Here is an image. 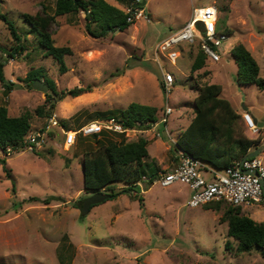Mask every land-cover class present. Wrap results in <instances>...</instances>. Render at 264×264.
Returning a JSON list of instances; mask_svg holds the SVG:
<instances>
[{
	"label": "rangeland",
	"instance_id": "1",
	"mask_svg": "<svg viewBox=\"0 0 264 264\" xmlns=\"http://www.w3.org/2000/svg\"><path fill=\"white\" fill-rule=\"evenodd\" d=\"M107 1L126 12L134 0ZM146 1V17L137 19L125 30L111 31L99 38L87 32L83 10L56 16L55 43L73 50L66 56L68 70L62 74L57 61L28 32L23 18L25 13L54 14L56 0H0V12L15 22L26 47L16 59L8 58L16 42L0 18V59L8 58L6 79L18 83L7 91L0 81V105H6L12 116L30 111V132L46 135L45 142L35 151L24 149L7 155L0 148V158L6 160L11 173L7 174L0 160L1 263L264 264L261 250L238 251V241L228 235V223L222 216L229 204L221 203L219 209L210 204L191 207L188 200L192 189L184 183L168 187L145 184L144 188L149 189L146 193H121L120 197L92 205L88 214H82L77 207L95 193L84 188L83 160L84 154L98 143L96 136L79 133L76 143L68 148L74 131L68 134L66 145L64 131L104 119V114L115 112L119 118V111L132 102L155 106L158 115L163 116L167 92L161 84L162 70L172 72L176 79L168 99L173 113L167 123L157 126L164 135L157 138L155 131L148 128L147 132L140 131L146 126H136L129 136L108 133L119 141L146 138L153 156L162 157L166 152L163 161L158 159L156 164L152 162L154 158H148L147 171L157 168L156 165L160 170L173 168L176 149L166 135V125L170 135L177 138L194 118L195 98L204 84H221V95L230 100L235 110L242 114L247 106L251 115L264 122V90L253 83L237 82L238 64L231 52L236 43H245L258 60L264 77V0ZM208 4L220 9L218 31L228 36L217 47L221 60L206 56L203 67L192 70L199 50L197 41L193 46H177L180 55L175 62L160 53V66L154 55L155 45L183 28L194 8ZM133 64L136 66L129 68ZM32 69H42L60 91L76 86H90L91 90L76 97L66 96L49 115V106L45 115L38 114L36 108L45 103L50 89L45 93L23 80ZM51 120L58 124L52 126ZM238 126L246 137L260 140L263 150L258 157L264 164V131L252 133L242 119ZM201 174L211 179L203 169ZM115 184L103 192L110 194L112 189L119 192L126 187L124 182ZM31 197L54 198L45 204L29 200ZM241 208L242 214L264 221L263 206Z\"/></svg>",
	"mask_w": 264,
	"mask_h": 264
},
{
	"label": "trees",
	"instance_id": "2",
	"mask_svg": "<svg viewBox=\"0 0 264 264\" xmlns=\"http://www.w3.org/2000/svg\"><path fill=\"white\" fill-rule=\"evenodd\" d=\"M79 10L85 12L87 32L96 38L111 31L125 30L132 24L127 21L128 14L125 11L107 0H56L54 14L46 11L36 14L25 13L23 18L29 26L28 32L37 38L46 54L51 55L57 61L62 74L68 70L66 56L71 55L73 50L68 45L59 46L55 43L53 27L56 16ZM0 18L7 24L12 38L16 42L12 46L8 58L16 59L26 47L21 43L22 37L15 22L1 12ZM231 52L238 64L237 82L240 84L253 83L264 90V77L261 76L260 64L250 49L243 42H238ZM206 56L199 49L192 64V70L202 68ZM8 58L0 59V81L4 83L7 91L18 84L6 79L5 65ZM134 66L136 65L133 64L129 68ZM42 78L49 83L50 92L47 93L45 103L36 108V112L41 115H45L47 106H49L48 115L52 113L56 103L66 96L76 97L91 90L90 86H76L60 91L55 81L42 73V69L28 71L23 80L33 84L35 80ZM222 91V85L218 83H208L198 88V95L195 98V116L190 124L180 132L175 145L176 150L181 149L216 170L225 169L237 161H242L248 153L261 145L259 139H250L242 134L238 124L241 119L244 121V118L235 110L230 100L221 95ZM157 112L158 109L155 106L132 102L126 109L119 111V118L128 127L146 126L145 128H148L160 119ZM110 114L115 116V112ZM110 114L103 116L105 118L113 116ZM30 120V111L27 110L21 115L12 116L6 105H0V148L3 151L6 152L8 146L16 147L23 142L31 131ZM101 135L100 139L97 138L98 134L94 135L98 143L96 148H92L84 154L83 170L86 191L108 190L116 185L115 183L124 182L126 187L123 190L115 192L112 189L110 191V198H114L121 193L138 191L137 182L143 175L149 174L151 177H155L157 172H148L145 167L144 160L149 156L146 138L139 137L132 141H125L122 138L119 141L108 132L103 131ZM0 160L4 170L10 175L6 160L4 158H0ZM133 195L139 196L134 193ZM52 198L54 197L44 199L31 197L29 200L49 204ZM221 203L227 202L213 201L206 205L210 204L211 208L219 209ZM228 204L229 207L222 216V220L228 223V235L238 241L237 250L244 252L258 249L264 253V221H256L251 216L242 214L241 206L243 205ZM82 205L80 202L77 207L81 209ZM228 246L230 247V242L227 243ZM0 264L3 263L0 262Z\"/></svg>",
	"mask_w": 264,
	"mask_h": 264
},
{
	"label": "built area",
	"instance_id": "3",
	"mask_svg": "<svg viewBox=\"0 0 264 264\" xmlns=\"http://www.w3.org/2000/svg\"><path fill=\"white\" fill-rule=\"evenodd\" d=\"M141 1L134 0L133 4L127 9L128 22L134 23L137 19L146 17V11L143 7L133 6ZM218 21L219 8L215 4L194 8L191 19L183 28L175 31L155 45L154 55L157 62H159L160 53H164L167 59L175 62L180 55V49H176L177 46L183 43L193 46L196 45L197 41L199 49L208 57L214 61H220L222 55L218 52L217 47L228 36L218 31ZM159 65L161 66L160 62ZM175 81L176 79L172 72L162 70L161 84L167 92V102L163 106V116L148 127L149 130L155 131L157 138H161L164 135L163 132L157 129V126L161 123H167L169 115L173 113V108L168 99L175 85ZM242 116L248 129L252 133L258 135L264 131V124L263 126H259L249 111H244ZM51 121L54 124L51 122L50 124L48 123L49 128L51 124L52 126L58 124V121ZM72 130L74 131V136L68 148L76 143L79 133L84 136H91L95 134L100 135L105 131L112 134H125L129 136L132 132L136 131V127L126 126L123 120L115 116L97 119L82 125L77 130H65L63 139L65 145L68 143V134ZM165 130L169 140L176 145L177 138L170 135L167 125ZM140 131L147 132L146 128ZM45 136L41 133L34 134L30 132L19 146H8L6 153L10 155L12 152L24 149L35 151L45 142ZM177 152L179 164L174 169L159 170L155 177H151L149 174L143 175L139 182H137L138 191H133V193L145 192V184L154 185L159 183L164 187H168L180 182L187 184L192 189V196L188 200V205L191 207H197L213 201H225L233 205L258 204L264 207V164L258 156L248 158L243 163L242 161H237L233 165L219 171L206 166L202 161L185 153L181 149L177 150ZM201 169L210 174V180L201 174ZM251 171H256L257 174Z\"/></svg>",
	"mask_w": 264,
	"mask_h": 264
},
{
	"label": "water",
	"instance_id": "4",
	"mask_svg": "<svg viewBox=\"0 0 264 264\" xmlns=\"http://www.w3.org/2000/svg\"><path fill=\"white\" fill-rule=\"evenodd\" d=\"M147 3L146 0H142L139 3L134 4V7H143L145 6ZM34 88L40 91H43L45 93H47L50 89V85L48 82L42 80V79H37L34 81ZM244 109L247 111L248 107L245 106ZM255 121L258 122L259 126H263L264 122H260L258 121V119L256 117H254ZM263 150V146L258 147L257 149H255L254 151H251L250 153H248L243 159H242V163L248 159V158H252V157H256L258 156ZM248 172H250L248 170ZM254 174H257L256 171H251ZM111 197V194L108 193H104L103 191H98L95 192L92 196L88 197L87 199H85V201L83 202V205L81 207V211L83 214H88L90 208L92 205L95 204H99L104 202L105 200L109 199Z\"/></svg>",
	"mask_w": 264,
	"mask_h": 264
},
{
	"label": "crops",
	"instance_id": "5",
	"mask_svg": "<svg viewBox=\"0 0 264 264\" xmlns=\"http://www.w3.org/2000/svg\"><path fill=\"white\" fill-rule=\"evenodd\" d=\"M259 38H263L262 36H259ZM247 42V41H246ZM245 44V43H244ZM256 49V48H255ZM256 58V57H255ZM238 113H240L238 110H236ZM248 111V110H247ZM241 114V113H240ZM253 117H255V116H253ZM260 122H263V121H260ZM180 134V133H179ZM176 151V155H175V157H174V159H173V162H174V165H173V168H171V169H174L178 164H179V157H178V152H177V150H175ZM166 153V152H165ZM165 153H164V155L162 156V157H157V155L156 156H153L152 154H150V152H149V156L144 160L145 161V167L148 169V164H149V162H148V158H154L153 160H152V162L154 163V164H156L155 162H157L158 163V159H162L164 156H165ZM162 161H163V159H162ZM160 164H162V163H160L159 162V165ZM153 166H155V165H153ZM153 166H151V167H153ZM157 166V168H152V170H149L148 172H151V171H154V172H158L159 170H160V167L158 166V165H156ZM171 169H164V170H171ZM149 190V189H148ZM148 190H146L145 191V193L148 191ZM121 195H119L118 197H120Z\"/></svg>",
	"mask_w": 264,
	"mask_h": 264
}]
</instances>
